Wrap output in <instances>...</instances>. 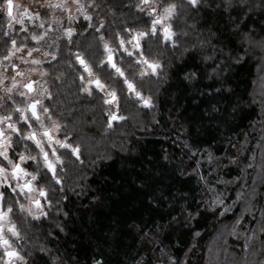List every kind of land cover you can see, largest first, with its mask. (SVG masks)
Instances as JSON below:
<instances>
[{
    "label": "trees",
    "instance_id": "obj_1",
    "mask_svg": "<svg viewBox=\"0 0 264 264\" xmlns=\"http://www.w3.org/2000/svg\"><path fill=\"white\" fill-rule=\"evenodd\" d=\"M134 2L97 0L106 6L94 15L142 28V23L135 24L138 13L134 7H120ZM183 12L190 17L187 19L189 26L207 15L203 10L197 14L189 8ZM254 22L255 35L259 39V25L264 23V17L254 14L248 23ZM212 23L223 33L221 39L225 50L222 60H227L230 50L243 49L239 51L240 62L229 61L231 67L225 73L233 89L231 102L236 106L235 113L232 108H227L226 124L219 120L204 119L201 122L199 119L214 92L210 87L213 82L204 76L209 71L205 65L211 61L205 62L200 54L185 52L184 43L179 50H172L171 45L166 48L162 40L153 39L149 42L152 52L169 62L165 68L169 73L166 82H157L153 78L143 83L142 90L146 96H154L155 107L145 109L139 103H132L135 97L129 96L128 100L122 101L118 113L126 120L116 121L108 128L107 106L98 97L84 99L78 92L79 81L73 83L76 70L69 69L64 59L67 49L57 42L63 49L58 60L51 61L50 65L48 61L42 64L54 96L46 104L52 109L53 117L66 125L68 133L74 137L73 143L81 145L82 163L73 157L59 171L62 184H46L52 198L60 199L58 207L70 213L68 217H60L66 225L64 232L49 237L48 222L41 226L36 221L33 222L35 226L29 228L24 223L25 217L13 213L12 219L23 237L13 243L22 254L34 252L38 245L51 241L47 246L52 249V255L64 257L67 264H73L68 260L69 256L78 259V264H91V258L98 251L104 253L106 259L118 256L123 264H144L146 260L149 264H169V256L172 264L177 260L180 264H264V232L260 231L261 221H264V48L257 45L249 50L247 42L242 44L230 32L227 17H213ZM184 27L185 24L178 21V30ZM7 30L6 17H0V36ZM18 30L19 27L15 26L14 34ZM188 31L189 35L182 37V41L186 39L189 45L208 36L206 32L197 36L191 28ZM84 35L87 39L76 37L82 50L90 59L100 58L94 36L87 32ZM24 36L21 32L17 38L20 40ZM219 47H209L203 55H220ZM4 54L5 49L0 47V57ZM177 66L187 72H198L200 80L188 84L183 73L176 70ZM101 75L109 85L117 88L119 95H128L119 91L114 77L109 78L107 72ZM255 91L257 94L259 91V95ZM204 92L207 95L202 96ZM190 126L201 133L202 147L207 150L211 146L226 165L218 172L211 171V187L198 182L195 176L182 183V178L174 172L177 166H183L182 161L187 163L183 145L189 140ZM164 152L170 155L169 161L161 160ZM227 155L235 156L237 162L228 164L224 159ZM197 158L203 162L204 152H198ZM212 168L215 169V165ZM199 171L208 174L207 166ZM148 176L153 177L148 181V187L137 191L144 182L141 178ZM155 186L163 191L153 192ZM189 189L184 205L191 204L190 210L195 212L199 204L203 212V215L191 219L187 213H181L182 204L173 207L174 201L170 199L174 196L179 201L181 191L188 192ZM217 193L225 201L220 209L223 215L220 212L213 215L212 209L205 210V205L210 204ZM161 195L165 197L160 201L162 209L154 210L149 198ZM63 196L67 199H62ZM96 198H100L102 204L97 205ZM215 207L218 206L214 205L213 209ZM229 207L230 211H223ZM237 218L240 219L238 225L235 224ZM134 224L141 225L143 231ZM233 227L236 234L230 235ZM0 257H3L2 249ZM29 264H33L32 259Z\"/></svg>",
    "mask_w": 264,
    "mask_h": 264
},
{
    "label": "snow or ice",
    "instance_id": "obj_2",
    "mask_svg": "<svg viewBox=\"0 0 264 264\" xmlns=\"http://www.w3.org/2000/svg\"><path fill=\"white\" fill-rule=\"evenodd\" d=\"M34 5L36 10L30 12L25 8L21 12V5L14 4V0H0V17H6L8 28L0 36V47L5 49V54L0 57V69H2L0 85L4 86V95L0 96V102H2L0 109H7L0 113V249L3 251V257L0 259H3V264H29V259L33 260V264H67L64 257L52 255V249L47 246V243L51 241L38 245L34 252L26 254H22L19 247L13 243V240L23 239L21 230L12 219L14 212L25 217L24 223L29 228L34 227L33 222L36 221L41 226L48 222L47 235L49 237H54L56 232L65 231V222L60 220V217L61 215L68 217L70 213L58 207L60 199L52 198L46 184L51 182L55 186H60L62 180L59 177V171L65 168L73 157L75 161L82 163L83 155L81 145L73 143L74 137L68 133L66 125L53 119V111L46 104L54 98L50 88L31 78L30 73L38 71V68L33 66L42 65L45 61L33 57V53L39 52L40 49L29 46V37L31 41L39 44L49 36L50 31L60 33L56 41H60L67 49L64 59L69 69L76 70L73 83L79 81L78 92L83 95L84 99L98 97L107 106L106 124L108 128H111L116 121L126 120V117L118 113L122 108V101L128 100L129 96L135 97L131 101L134 104L139 103L145 109L154 108L155 98L151 94L147 96L144 94L143 83L153 78L157 82H166L169 78V73L165 71L166 64L169 62L164 61L160 54H154L149 42L153 39L162 40L165 47L171 45L172 50H179L181 43H184L185 52L190 55L200 54L205 62L211 61L210 64L205 65L209 71H206L204 76L213 82L210 87L214 89V92L207 102V108L202 109L200 121L219 120L220 123L226 124L227 108H232L235 113L236 106L231 102L233 89L225 73L230 70L231 63L240 62L239 51L243 49L230 50L227 60H222L221 56L225 50L221 39L223 33L212 23V20L213 17L220 19L227 17L231 24L230 32L242 44L247 42L249 50L257 45L264 48V23L259 25V39L255 35L257 30L255 22L248 23L254 14L258 13L264 17V0H135L133 4H121L120 7L129 9L134 7L137 10L135 24L142 23V28L127 22L109 21L98 14L94 15V12L106 6L103 3H97V0H34ZM185 8L197 14H201L203 10L207 15L189 26L187 19L190 17L183 12ZM49 15L57 25L56 29L52 28L51 23L46 27V22L42 17ZM62 20L67 21V27L63 26ZM29 21L37 29L43 31H39L38 34L29 32L26 26V22ZM36 21L39 23L36 24ZM178 21L183 22L185 27L178 30ZM13 22L19 26L16 34H14ZM188 28H191L197 36L204 32L208 36L189 45L186 39L182 41V37L189 35ZM21 32L25 34L24 40L17 38ZM86 32L94 36L99 51L100 58L98 59H90L76 39L78 36L87 39L84 35ZM216 45L220 46V55H203L207 48H214ZM233 51H236L235 55ZM62 52L60 44H57L55 53L45 51L43 55L50 58L48 61L50 65L51 61L58 60ZM17 53L22 54L17 56ZM16 60L20 63H16ZM22 64L29 65L28 75L20 70ZM176 70L183 73L184 80L190 85L200 80V74L196 71L187 72L179 66ZM104 72H107L109 78H115L120 92H126L128 95H119L117 88L109 85L101 75ZM39 75L46 77L48 73L41 71ZM17 77L22 79L17 80ZM9 80L10 84L6 83ZM201 95H207V92ZM18 99L22 102L17 103ZM225 102H227V107H225ZM205 112L207 115H204ZM187 135L189 140L183 145L186 149L187 163L184 164L182 161L183 166H177L174 172L182 178V183L191 181L195 176L198 177V182L211 187V171L218 172L226 165L211 149V146L207 150L202 147L204 142L200 139L201 133L197 132L194 127L190 126ZM19 148L23 150L18 151ZM193 148L196 151H192ZM61 150H63V155ZM32 152L36 154L33 155ZM198 152H204L203 162L197 158ZM160 158L163 161L171 159L167 152H164ZM224 159L228 161V164L237 162L233 155H227ZM212 165H215V169ZM205 166L208 168V174L199 171ZM141 179L144 182L137 191L148 187V181H152L153 177L148 176ZM57 190L62 191V188L57 187ZM157 191L162 192L163 189L159 186L153 187V192ZM190 191L191 189L188 192L181 191L179 201L174 196L170 197L174 201L173 207L177 203L183 205L180 211L182 214L187 213L188 219L203 215L199 204L196 205L195 212L190 210L191 204L184 205L183 202L187 200ZM62 199H67V197L63 196ZM149 199L151 205H154V210L162 209L160 201L165 199L163 195ZM10 200L11 203H9ZM22 200L26 203L21 202ZM96 204H102V200L96 198ZM224 204L222 195L217 193L210 204L205 205V210L212 209V214L215 215L220 212ZM214 205L218 207L213 209ZM49 209L52 211L50 212ZM223 211H230V207L224 208ZM84 212L87 214V209ZM220 214L223 215V212ZM172 219L175 220L176 217ZM239 223L240 219L237 218L235 224ZM133 226L143 231L141 225L134 224ZM260 231L264 232V221H261ZM229 234L235 235L236 228L233 227ZM97 256L100 258L98 259ZM168 259L169 264H172V257L169 256ZM68 260L73 261V264H78V259L73 260L69 256ZM91 264H123V261L118 256L106 259L105 254L98 251L91 258ZM144 264H149V261H144ZM175 264H180V261L177 260Z\"/></svg>",
    "mask_w": 264,
    "mask_h": 264
},
{
    "label": "rangeland",
    "instance_id": "obj_3",
    "mask_svg": "<svg viewBox=\"0 0 264 264\" xmlns=\"http://www.w3.org/2000/svg\"><path fill=\"white\" fill-rule=\"evenodd\" d=\"M14 4H20L21 5V12H23V10L25 9V8H27V9H29V11L31 12V11H33V10H36V8H35V5H34V0H14ZM15 12H16V10L14 9V14H15ZM57 15H59V13H57ZM42 19H44L45 20V22H46V27H47V25L49 24V23H51L52 24V28L53 29H56L57 28V25L53 22V18H52V16L51 15H49V16H47V17H42ZM39 23V21H36V24H38ZM61 23L63 24V26L64 27H67L68 26V23H67V21L66 20H62L61 21ZM13 25H14V27L16 26L17 28L19 27L18 25H15V22H13ZM26 26H27V28L29 29V32H37V34L39 33V31H43L42 29H37L35 26H34V24L32 23V22H26ZM59 32L58 31H50L49 32V36H47V37H45V39L43 40V41H41L39 44L37 43V42H35V41H31L30 40V37H29V46L30 47H37V48H39L40 49V51L39 52H34L33 53V57L34 58H37V59H41V60H43V61H45V62H47V61H49V57H45L44 55H43V53L45 52V51H51V52H53V53H55L56 52V46H57V42L58 41H56V37L57 36H59ZM25 39V36L24 37H22V39H20V40H24ZM19 40V39H18ZM53 41H56V43H53ZM49 45H52V47H49ZM22 53H17V56H19V55H21ZM29 59H31V58H29ZM16 63H20V61L19 60H16L15 61ZM44 62V63H45ZM29 66V65H28ZM42 65H39V66H33V67H37V68H39V67H41ZM21 67H24L25 68V65H21ZM27 68V67H26ZM0 71H2L1 69H0ZM39 72H41L39 69H38V71L37 72H35V75L36 76H39L40 78H42V80H40L39 81V83L41 84V85H44V86H46L47 87V84L48 83H45V77H41L40 75H39ZM6 83H9L10 84V80L9 81H7ZM49 86V85H48ZM3 85H0V96H3L4 95V92H3ZM255 93H256V95H259V91H258V94H257V91H255ZM3 252V251H2ZM2 264H3V259H2Z\"/></svg>",
    "mask_w": 264,
    "mask_h": 264
},
{
    "label": "flooded vegetation",
    "instance_id": "obj_4",
    "mask_svg": "<svg viewBox=\"0 0 264 264\" xmlns=\"http://www.w3.org/2000/svg\"><path fill=\"white\" fill-rule=\"evenodd\" d=\"M22 66H23V64H22ZM27 67V68H26ZM40 71H46L47 72V70H45L42 66L41 67H39L38 68ZM2 70V69H1ZM20 70L21 71H24L25 72V74L26 75H28L29 74V66L28 65H25V68L24 67H21L20 68ZM14 74V73H13ZM30 75H31V78L32 79H34V80H37L38 82L40 81V80H42V78H40L39 76H36L35 75V72H32V73H30ZM20 79H22L21 77H17V80H20ZM45 81H46V83H47V76L45 77ZM47 87L49 88V86H48V84H47ZM51 90V89H50ZM22 101L21 100H17V103H21ZM0 103H2V102H0ZM7 109H0V113H2V112H4V111H6ZM53 119H56V118H54L53 117ZM18 151H22L23 150V148H19V149H17ZM32 154L33 155H35L36 153L35 152H32ZM30 170H32V169H30ZM21 202H25L26 203V201H21Z\"/></svg>",
    "mask_w": 264,
    "mask_h": 264
}]
</instances>
